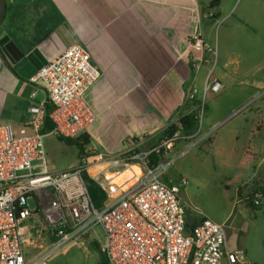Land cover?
I'll list each match as a JSON object with an SVG mask.
<instances>
[{
    "label": "crops",
    "instance_id": "1",
    "mask_svg": "<svg viewBox=\"0 0 264 264\" xmlns=\"http://www.w3.org/2000/svg\"><path fill=\"white\" fill-rule=\"evenodd\" d=\"M206 1L7 0L6 16L0 26V126H10L15 135L22 132L32 134L30 108L39 105L40 98L45 96L40 90L37 99L39 88L32 83V78L66 49L74 44H82L88 48L94 64L101 71L100 80L88 94V103L97 119H114V127L121 131V136L103 149L109 152L107 150L115 142L122 146L129 142L132 145L121 154L132 151L137 143H141L140 150H144L149 139H159L170 124H178L181 114L198 109L188 101L187 95L197 90V75L209 63L208 55L211 52L205 53L203 61L194 66L191 35L196 30L200 31L207 44L205 22L222 21L224 13L222 0H216L214 7L211 5L216 1L208 5ZM257 6L264 10V1H259ZM217 9L221 12H217ZM262 13L261 10L254 17L250 15L249 18H241L243 24L249 23L256 37H260L261 31H264ZM229 15L230 12L224 19ZM259 42L256 41L257 44ZM263 50L262 47L255 59L251 57L246 73L241 71L240 66L235 70L240 76H252L249 95L254 105L264 96V57L260 55ZM209 75L221 82L229 73H214L213 76V70L209 71L203 82L204 87ZM200 100L198 91L196 101L199 103ZM255 114L252 119L239 124L243 130L231 126L213 138L208 137L207 132H202L199 125L194 135L181 136L182 141L176 142L174 148L165 155L166 163L174 161L179 173L188 177L190 172L198 173L202 170L200 158H205V169L209 164L207 160L214 162L215 168L219 165L226 172L236 164L238 170L252 171L255 181L264 165V111L261 106H257ZM229 122L225 125L229 126ZM218 123L209 116L207 128H213ZM91 126L87 134L98 139V129L94 127L91 130ZM224 126L222 128H226ZM199 136H202L199 138L200 143L211 138L208 152L200 150V147L194 145L196 142H192L193 138L197 141ZM134 138L140 141L133 142ZM194 147H198L196 151ZM99 157L104 158L101 155L87 158L94 161ZM133 166L138 167L141 174L142 166ZM95 167L99 169L94 174L90 171L92 175L104 169V165ZM130 168L106 170L100 178L105 180V175L112 178L113 183L122 186L121 189H126L137 177L132 181L124 179L116 182V179ZM167 184L180 186L181 182L179 177H175ZM189 193L190 190L185 191V196ZM185 202V208L189 211L191 207L195 212L196 215L191 214L196 222L208 217L224 226L230 250L247 248L248 244L241 236L244 214L237 210L234 206L236 204L229 203L223 212H199L194 200ZM30 220L23 224V235L26 240L25 251L33 256L40 251V247L48 246L50 241L42 234V223L39 226L41 228L36 226L34 232L26 233L31 227L28 223ZM34 235L36 239H32ZM39 241L43 244L40 245Z\"/></svg>",
    "mask_w": 264,
    "mask_h": 264
},
{
    "label": "built area",
    "instance_id": "2",
    "mask_svg": "<svg viewBox=\"0 0 264 264\" xmlns=\"http://www.w3.org/2000/svg\"><path fill=\"white\" fill-rule=\"evenodd\" d=\"M190 40L197 66L211 49L198 30ZM100 78L88 48L74 44L32 78L39 88L37 99L41 92L45 94L39 105L30 108L33 133L15 135L10 126H0V264H50L65 246L91 235L109 264H250L244 250L228 248L222 224L203 217L190 231L181 187L163 180L167 163L150 168V156L170 152L179 134L148 150H140L141 143H137L126 154L92 162L85 157L79 167L67 171L50 169L46 137L75 139L88 131L97 115L87 98ZM222 87L209 75L203 101L209 92L218 94ZM197 96L194 89L187 99L194 101ZM199 103L201 113L204 102ZM48 104L53 106L49 119L54 128L43 131ZM134 164L142 166L141 174L137 179L134 175L130 181H136L126 189L105 175V180L100 178L106 170ZM97 165L104 169L92 175L90 170ZM85 174L107 195L103 208L93 203ZM187 184L181 181L182 187ZM39 215L42 234L50 244L29 256L23 224ZM99 227L101 237L97 236Z\"/></svg>",
    "mask_w": 264,
    "mask_h": 264
},
{
    "label": "rangeland",
    "instance_id": "3",
    "mask_svg": "<svg viewBox=\"0 0 264 264\" xmlns=\"http://www.w3.org/2000/svg\"><path fill=\"white\" fill-rule=\"evenodd\" d=\"M214 1L216 0H207L205 4L208 5L210 4L209 2ZM259 1L262 2L264 0H222V10L224 13H222L221 18H223V20L205 22L204 24V35L208 46L211 48V54L208 55L210 61L200 70L195 83L197 91H199V98L202 99L200 101L204 102L203 112L201 111V113H199L200 130L202 132H207L208 137L213 138L216 134H221L225 130L227 131L231 126L238 130H243L240 125L244 120L252 119L256 115L257 106H261L264 111V96H261V100L255 103V105L252 104L249 95V82L252 76L247 74H241L242 76H240L235 73L238 66L241 67V71L246 73L250 67L249 61L251 57L255 59L256 55L259 54V50L262 47L264 49V31H261L262 35L260 37H256L249 23L243 24L241 22V18H249L250 15L254 17L258 15V12L261 10L263 11L262 14H264V10L261 9L263 7L259 8L257 6ZM217 12H221L220 9ZM228 12H230V15L224 19V16ZM253 22L254 21H252V23ZM256 41H260L259 44H257ZM261 42L263 43L262 45ZM260 55L264 57V50L260 52ZM211 70H213V76L214 73L218 74L220 72H227L229 76L222 79L221 83L223 87L218 94L209 92L206 95L205 101H203V82L206 79L207 73ZM262 93H264V90ZM209 116L216 119L220 124L218 123L219 125L213 128H207L206 123ZM228 121H230L227 124L229 126H226L225 124ZM113 124L114 119H104V117H102V119H97L91 126V130L94 129V127L98 129L99 138L95 139L93 135L88 133L91 137V144L86 148L88 157L101 155L107 158L110 155L121 154L132 145L129 142H125L122 146L120 143L115 142L112 148L107 150L109 152H105L103 147H107V145L112 143L111 141L121 136L119 135L121 131L116 130ZM116 126L120 125L116 124ZM222 126L226 128H222ZM219 130L220 132H218ZM179 136L181 138V135ZM200 137L202 136H199L197 141L195 140L196 138L192 139V142H196L194 145L198 147H201L205 141L211 139L207 138L204 142L200 143ZM159 140L160 139H157V137L149 139L145 143L144 150L157 146ZM179 140L182 141V138ZM198 147H194L195 151ZM45 148L49 167L52 168V170L67 171L79 167L82 163L78 146L69 145L59 140L55 135L46 137ZM200 159L202 170L198 173L190 172L189 177L184 173H179L178 166L176 167V163L171 160L167 164L166 171L163 175L164 182L169 183V181L174 180L175 177H179L180 182L186 180L188 182L187 186L182 187L180 185L183 205L186 204V200H194V204L199 212L211 210L223 212L229 207V203L236 204L234 206L237 210L242 211L244 214V219L242 220L244 225L241 236L242 240L248 244L247 248L244 249L247 259L250 264H264V202L261 210L254 211L250 209L244 201V198L247 199L254 191V184L263 183L264 165L261 168V174L253 181L255 178L253 172L251 171L249 173L245 169L238 170L236 164L233 165L230 171L227 169L228 171L226 172L223 171L219 165L215 168L213 166L214 162H211V160H207L209 164H207L208 166L205 169V158ZM166 161L167 159L164 160V163H166ZM133 167L135 168L136 166ZM98 169L99 168L95 167L90 171L94 174ZM236 174H240L239 177H235ZM190 176L192 178H190ZM251 180L253 182H251ZM239 188L242 190V193H244L242 198H240L238 194ZM189 190L190 193L185 196V191ZM30 206L31 208L35 207L32 202H30ZM231 206H233V204H231ZM189 212L196 215L191 207L189 208ZM28 223L29 225L31 224V227L26 230V233L34 232L36 226L37 228H41L39 226L42 223V216H36ZM96 231L97 236L101 237L103 235V231L100 227L97 228ZM36 238L37 236H32V239ZM43 239L46 238L44 237ZM93 242H97L100 245L96 237L91 235L76 244L65 246L59 254L51 259L50 264H99L100 254L91 246ZM38 243H40V245L43 244L41 241ZM238 249L242 250L243 248L238 247Z\"/></svg>",
    "mask_w": 264,
    "mask_h": 264
},
{
    "label": "trees",
    "instance_id": "4",
    "mask_svg": "<svg viewBox=\"0 0 264 264\" xmlns=\"http://www.w3.org/2000/svg\"><path fill=\"white\" fill-rule=\"evenodd\" d=\"M213 3L211 6L214 7ZM190 103V102H189ZM193 107L196 106L198 107V103L196 100L191 101ZM53 111V106L50 104L46 107V114H47V119L45 126L43 128V131H49L54 128L51 120L49 119V115ZM199 124H200V118H199V112L198 109H194L193 111L186 113V114H181L180 118L178 119V124L173 123L168 126V128L162 133L160 136L159 144L165 141L166 139H170L174 137L175 135L179 134L184 137H189L194 135L198 129H199ZM57 138L61 141L66 142L69 145H76L79 148V155L81 159H84L85 157H88V153L86 152L87 146L91 144V137L87 133L81 134L79 137L75 139H66L62 138L58 135ZM139 138H134L133 142H139ZM158 144V145H159ZM211 144V140L205 141L203 145L200 147L204 152L209 151V146ZM165 160V153L162 151L161 153H153L150 156V168L158 166L160 163H163ZM85 178L87 180V185L90 193V197L95 204L96 207L98 208H103L105 206V202L107 200V195L105 192L91 179L88 177L87 174H85ZM255 186L253 187V192L247 199L244 198V201L246 202V205L254 210V211H259L261 210L262 204L264 202V181L262 184H254ZM239 197L242 198L243 194L242 190L239 188L238 191ZM248 194V193H247ZM246 195V194H245ZM244 195V196H245ZM259 196H261V199H259ZM256 201L259 202V204H256ZM189 230H193L192 227H189ZM91 246L96 249L99 254H100V262L99 264H109L108 260L106 257L101 253L100 250V245L97 242H93Z\"/></svg>",
    "mask_w": 264,
    "mask_h": 264
},
{
    "label": "water",
    "instance_id": "5",
    "mask_svg": "<svg viewBox=\"0 0 264 264\" xmlns=\"http://www.w3.org/2000/svg\"><path fill=\"white\" fill-rule=\"evenodd\" d=\"M6 10H7V0H0V26L5 19ZM186 221L189 227H193L196 222L195 217L187 209H186Z\"/></svg>",
    "mask_w": 264,
    "mask_h": 264
},
{
    "label": "bare ground",
    "instance_id": "6",
    "mask_svg": "<svg viewBox=\"0 0 264 264\" xmlns=\"http://www.w3.org/2000/svg\"><path fill=\"white\" fill-rule=\"evenodd\" d=\"M134 175L136 177H138L140 175V169L138 167H135V168L131 167L129 170H127L126 172L122 173V175H120V177L118 179H116V182H120L121 180L123 181L124 179L131 180Z\"/></svg>",
    "mask_w": 264,
    "mask_h": 264
}]
</instances>
